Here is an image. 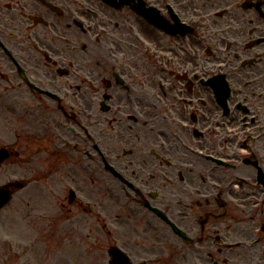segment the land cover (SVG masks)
<instances>
[{
    "label": "flooded vegetation",
    "instance_id": "1",
    "mask_svg": "<svg viewBox=\"0 0 264 264\" xmlns=\"http://www.w3.org/2000/svg\"><path fill=\"white\" fill-rule=\"evenodd\" d=\"M0 79L134 238L264 263V0H0Z\"/></svg>",
    "mask_w": 264,
    "mask_h": 264
},
{
    "label": "rangeland",
    "instance_id": "2",
    "mask_svg": "<svg viewBox=\"0 0 264 264\" xmlns=\"http://www.w3.org/2000/svg\"><path fill=\"white\" fill-rule=\"evenodd\" d=\"M5 114L0 92V147L9 145L20 152L0 164V183L28 184L14 188L11 202L0 211V264H110L112 245L127 251L134 264L182 263L177 252L130 235V224L117 218L120 211L107 197L99 208L101 189L95 173L75 164L83 156L68 155L57 164L49 156H33L38 140L30 127H36V121L16 112L6 119ZM70 190L76 193L73 202Z\"/></svg>",
    "mask_w": 264,
    "mask_h": 264
},
{
    "label": "water",
    "instance_id": "3",
    "mask_svg": "<svg viewBox=\"0 0 264 264\" xmlns=\"http://www.w3.org/2000/svg\"><path fill=\"white\" fill-rule=\"evenodd\" d=\"M4 147L0 149V162L4 161L6 158ZM20 185V184H18ZM10 199V188L8 185H0V207L3 206ZM111 254H113L114 259L112 262L114 264H132L130 258L126 253L117 247L111 248Z\"/></svg>",
    "mask_w": 264,
    "mask_h": 264
}]
</instances>
